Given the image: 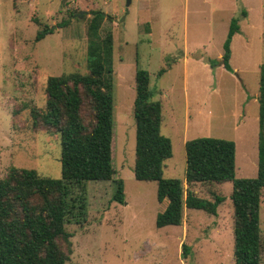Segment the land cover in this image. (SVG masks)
<instances>
[{"label":"rangeland","instance_id":"rangeland-1","mask_svg":"<svg viewBox=\"0 0 264 264\" xmlns=\"http://www.w3.org/2000/svg\"><path fill=\"white\" fill-rule=\"evenodd\" d=\"M94 11L103 15L99 33L112 34L105 62L113 79L115 174L87 183L86 222L65 225L72 234L66 264H234L230 181L216 185L224 196L216 215L184 207L180 225L156 227L167 200H157L155 181L137 180L133 172L135 72H148L152 99L161 102V132L172 144L163 176L180 178L184 196V138L233 140L235 177H255L264 0H132L128 7L126 0H0V179L12 166L61 176L59 135L34 125L31 110L44 108L49 76L88 72L87 27ZM234 17L241 32L232 38L228 70L221 53ZM45 25L52 32L36 41ZM183 53L190 55L187 63ZM119 178L122 203L112 200ZM190 188L210 198L204 185ZM260 230L264 264V190Z\"/></svg>","mask_w":264,"mask_h":264},{"label":"trees","instance_id":"trees-1","mask_svg":"<svg viewBox=\"0 0 264 264\" xmlns=\"http://www.w3.org/2000/svg\"><path fill=\"white\" fill-rule=\"evenodd\" d=\"M87 27V73L71 72L49 76L47 98L42 110H31L33 124L53 128L59 135L61 176L39 175L35 169L12 166L0 179V264H66L72 236L66 224H84L87 214L88 182L111 180L112 164L113 79L105 62L112 45V34L99 33L101 12H92ZM242 14H245L242 12ZM65 20L60 26H65ZM238 18L230 21L223 43L222 64L228 70L230 41L238 31ZM52 32L45 25L35 37L38 41ZM214 64V62H213ZM258 95V165L255 177H235L236 145L233 140L197 137L185 141V176L188 188L177 177L165 178V161L172 156L169 137L161 132L164 119L159 100L152 99L148 72H135L134 177L157 183L159 202L167 200L157 213L155 225H180L184 207L217 214L224 196L216 185L232 183L234 264H261L260 203L264 190V63L260 65ZM112 200L124 201V184L115 179ZM200 183L210 198L194 194L191 185ZM58 240L67 244L60 247ZM184 255L188 248L183 244Z\"/></svg>","mask_w":264,"mask_h":264},{"label":"crops","instance_id":"crops-1","mask_svg":"<svg viewBox=\"0 0 264 264\" xmlns=\"http://www.w3.org/2000/svg\"><path fill=\"white\" fill-rule=\"evenodd\" d=\"M132 1V0H131ZM130 4H131V2H130ZM245 14H242L244 17L246 16V12L245 11H243ZM238 25H239V23H238ZM239 32H241V26H239V29H238V31L235 33V34H237V33H239ZM234 34V35H235ZM233 35V36H234ZM227 36V35H226ZM233 36H232V38H233ZM232 38H231V41H230V50H231V42H232ZM225 41V40H224ZM224 43V42H223ZM222 54H223V52L221 53V57H222ZM183 55H185L184 57H183V59H184V62H186L187 63V57H189L190 55L187 53V54H185V53H183ZM230 58H231V55H230ZM150 88V87H149ZM164 119H165V117H164ZM164 119L162 120V122L164 121ZM161 127H162V123H161ZM185 132H186V128H185ZM185 141H187L185 138L183 139V141H182V143H185ZM165 168V167H164ZM167 205V204H166Z\"/></svg>","mask_w":264,"mask_h":264},{"label":"water","instance_id":"water-1","mask_svg":"<svg viewBox=\"0 0 264 264\" xmlns=\"http://www.w3.org/2000/svg\"><path fill=\"white\" fill-rule=\"evenodd\" d=\"M131 0H126V6L128 7L130 4ZM84 12H80L79 14H76L77 17H81L83 15Z\"/></svg>","mask_w":264,"mask_h":264}]
</instances>
